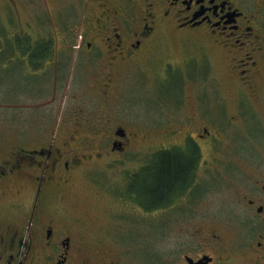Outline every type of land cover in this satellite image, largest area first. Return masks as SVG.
<instances>
[{"label":"flooded vegetation","instance_id":"af4514ba","mask_svg":"<svg viewBox=\"0 0 264 264\" xmlns=\"http://www.w3.org/2000/svg\"><path fill=\"white\" fill-rule=\"evenodd\" d=\"M76 1L83 19L53 30L57 46L34 44L20 53L38 70L54 65L83 72L87 57L100 70L87 87L103 106L87 114L78 108L62 125L44 127L46 141L0 147V264H132L127 250L88 247L89 239L56 212L66 203H58L64 198L58 192L102 161L103 150L120 156L144 141L141 130L113 116L120 71L130 79L139 69L136 74L161 87L162 99L178 103V87L190 77L206 79L213 59L220 60L222 76L212 72L205 81L224 86L221 109L204 105L205 96L200 119L176 114V152L196 154L191 185L179 193L196 184L205 153L207 164L220 161L227 171L226 193H219L225 213L194 223L197 241L186 235L176 264H264V0ZM10 190L16 199L1 201ZM129 194L139 203L138 193Z\"/></svg>","mask_w":264,"mask_h":264},{"label":"rangeland","instance_id":"374dc122","mask_svg":"<svg viewBox=\"0 0 264 264\" xmlns=\"http://www.w3.org/2000/svg\"><path fill=\"white\" fill-rule=\"evenodd\" d=\"M83 16L76 0H0V147L9 142L46 141L50 133L44 127L62 125L65 118L76 117L78 108L86 114L100 111L103 103L95 101L87 87L100 70L87 57L83 72L54 65L38 70L20 53L34 44L52 41L50 45L57 46L53 30L71 29ZM167 47L176 59V42L170 39ZM222 68L220 60L213 59L206 79L190 77L191 82L178 87V103L176 97L162 99L161 87L138 75L141 71L136 74L139 69L131 71L130 79L120 71L117 80L123 84L114 96L113 116L130 129L141 130L144 141L120 156L103 150L102 161L58 192L64 195L58 203H66L56 212L74 232L89 239L91 245L84 241L88 247L103 245L113 254L127 250L132 264H176L186 235L195 239L194 223L198 227L205 215H224L219 193H226L227 171L220 161L207 164L205 153L196 184L168 206L145 211L129 194V179L148 167L156 152L176 148V114L200 119L199 102L205 96L204 105L221 109L219 94L224 86L205 80L217 72L222 76ZM89 119L93 124L95 119L91 115ZM14 193L18 192H5L1 201L13 202Z\"/></svg>","mask_w":264,"mask_h":264},{"label":"trees","instance_id":"16d2710c","mask_svg":"<svg viewBox=\"0 0 264 264\" xmlns=\"http://www.w3.org/2000/svg\"><path fill=\"white\" fill-rule=\"evenodd\" d=\"M195 155H178L176 148L156 152L149 166L134 174L129 191L138 193V201L146 210L168 206L175 195L190 187Z\"/></svg>","mask_w":264,"mask_h":264}]
</instances>
